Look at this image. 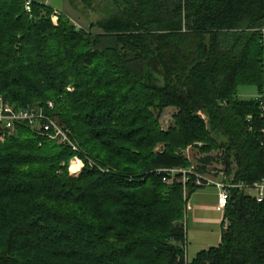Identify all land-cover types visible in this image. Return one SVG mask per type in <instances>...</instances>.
<instances>
[{
	"label": "trees",
	"instance_id": "trees-1",
	"mask_svg": "<svg viewBox=\"0 0 264 264\" xmlns=\"http://www.w3.org/2000/svg\"><path fill=\"white\" fill-rule=\"evenodd\" d=\"M67 1L100 18L79 29L45 0H0V96L79 145L25 122L0 140V264H264V199L232 189L220 243L187 261L186 202L207 185L189 174L184 198L163 181L195 142L234 181L264 177V0ZM241 85L258 95L239 99Z\"/></svg>",
	"mask_w": 264,
	"mask_h": 264
},
{
	"label": "built area",
	"instance_id": "built-area-1",
	"mask_svg": "<svg viewBox=\"0 0 264 264\" xmlns=\"http://www.w3.org/2000/svg\"><path fill=\"white\" fill-rule=\"evenodd\" d=\"M33 1L34 0H23L27 12L31 11ZM45 3L48 4L46 0ZM47 106L50 109L54 108L52 101H49ZM22 122L39 130L49 140L55 141L58 144L69 145L73 150H77V146L71 138L68 128L60 124L56 117L46 115L42 107L27 106L25 108H17L0 96V140L2 141L6 135L12 134L15 131L17 123ZM74 157L77 162H80L82 167V160L77 156ZM71 162H73V160ZM70 168L71 164L69 165V171L71 173ZM164 172L165 176H163V181L166 183H172L173 180L178 177L181 179L182 183H185V181L189 179L187 175L193 174L196 177L194 183L206 184L207 186L213 185L217 189V206L221 209H224L227 204L232 189L244 191L245 193L250 194V196L252 195L257 201L264 199V177L258 182L245 184L242 181H234L232 175L228 176L223 172L225 174L224 178L227 180L223 182L213 181L209 179V177L204 176L201 172H198L195 165H191L188 169H165Z\"/></svg>",
	"mask_w": 264,
	"mask_h": 264
},
{
	"label": "rangeland",
	"instance_id": "rangeland-1",
	"mask_svg": "<svg viewBox=\"0 0 264 264\" xmlns=\"http://www.w3.org/2000/svg\"><path fill=\"white\" fill-rule=\"evenodd\" d=\"M48 4L53 8V13L51 15L52 21L54 24H57L58 21V14L62 13L68 19L70 22L76 27V28H82V29H88L89 25L91 22L95 21L96 19L100 18L98 13L94 11H85L82 6L78 5L77 7L72 6L67 0H46ZM97 28H93L92 31H97ZM263 63H264V37H263ZM264 70V67H263ZM264 73V72H263ZM263 83H264V75H263ZM264 85V84H263ZM71 89V86H68L67 89ZM264 89V88H263ZM258 95V91L256 86L254 85H241L238 89L237 97L239 99H249V98H254ZM264 96V93H263ZM14 106V105H13ZM178 112L177 108L174 106H167L165 107L160 113H156L159 123L162 127V129L166 130L168 127H170L173 122H174V115ZM200 116L201 119L206 121V117L202 112H199L197 114ZM76 143V142H75ZM76 146H79L77 143L75 144ZM200 142H195L193 144L187 145L185 148L181 149V153L190 161L191 165H195L196 167H200L201 165H205L204 172L202 173L204 176L209 177V179L213 181H225L227 180L224 178V173H223V165L221 164L220 161V151L218 150H212L210 152V155H212L213 160L210 163L204 164L201 161L202 157H205V153L200 151ZM163 147V144H159L156 149H161ZM209 154V153H208ZM73 160V162H71ZM75 160V157H73L70 160L69 165L71 164V173L72 174H78L81 168L80 162H77ZM190 165V166H191ZM78 166V167H77ZM190 168V167H189ZM188 169V168H184ZM232 175V173H231ZM230 176V175H228ZM189 178V175H187ZM181 179L178 177L177 179L175 178L173 182H180ZM188 181V180H187ZM183 183V195L184 198L187 193V188L185 186L186 182ZM171 184V183H169ZM213 185H208L205 189L207 191H211V187ZM214 187V186H213ZM217 190V189H216ZM248 194V193H247ZM250 195V194H248ZM252 197V195H251ZM187 204V202H186ZM182 222L185 223V214L182 219ZM192 236L194 238H200L199 234H194L192 233ZM212 234L210 235V238H212ZM186 249V247H185ZM197 249H195V246H193V242L188 244L187 251H185V258H187L189 261L192 260V258L195 256V253Z\"/></svg>",
	"mask_w": 264,
	"mask_h": 264
},
{
	"label": "crops",
	"instance_id": "crops-1",
	"mask_svg": "<svg viewBox=\"0 0 264 264\" xmlns=\"http://www.w3.org/2000/svg\"><path fill=\"white\" fill-rule=\"evenodd\" d=\"M206 187L190 194L187 200L184 223L185 251H187L189 240L197 249L196 253L212 246H218L221 240V234L225 227L223 209L217 206L216 188L212 186L211 191H207ZM191 232L199 234L200 238H194ZM211 234L212 238H210ZM186 260L189 261L187 258Z\"/></svg>",
	"mask_w": 264,
	"mask_h": 264
},
{
	"label": "bare ground",
	"instance_id": "bare-ground-1",
	"mask_svg": "<svg viewBox=\"0 0 264 264\" xmlns=\"http://www.w3.org/2000/svg\"><path fill=\"white\" fill-rule=\"evenodd\" d=\"M78 167V166H77Z\"/></svg>",
	"mask_w": 264,
	"mask_h": 264
}]
</instances>
